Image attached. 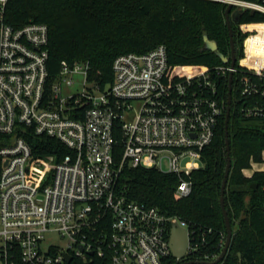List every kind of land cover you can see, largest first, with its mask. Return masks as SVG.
Masks as SVG:
<instances>
[{"label":"built area","instance_id":"2783aa9c","mask_svg":"<svg viewBox=\"0 0 264 264\" xmlns=\"http://www.w3.org/2000/svg\"><path fill=\"white\" fill-rule=\"evenodd\" d=\"M221 1L264 14V0ZM7 4L0 0V264H166L173 221L189 229L187 255L196 250L186 220L128 198L118 179L127 164L155 168L179 176L176 197L192 192L187 176L202 164L226 113L222 80L239 73L242 93L264 98L262 31L240 23L245 38L235 66H207L175 81L162 43L118 55L114 80L104 86L89 79V62L66 60L50 83L49 26L8 24ZM77 72L85 75L83 90L65 95L64 83L73 85ZM246 113L264 115V104ZM30 128L69 149L49 157L46 183L30 168ZM52 232L64 244L49 242Z\"/></svg>","mask_w":264,"mask_h":264},{"label":"trees","instance_id":"16d2710c","mask_svg":"<svg viewBox=\"0 0 264 264\" xmlns=\"http://www.w3.org/2000/svg\"><path fill=\"white\" fill-rule=\"evenodd\" d=\"M257 1V0H252ZM221 0H8L5 21L18 28L29 22L49 26V82L66 60L89 62V79L104 86L114 80L115 58L128 52H146L164 43L168 48V77L182 79L207 66L224 64L220 55L206 47L204 34L215 40L218 49L231 54V40ZM239 22H233L237 58L242 55L245 34L239 24L258 28L264 34V14L241 11L234 6ZM239 73L233 76L230 120L228 124L232 166L225 193L226 208L234 229L228 252L218 264H264V170L252 175L244 169L264 161V115H247L248 108L264 104L260 94H243ZM229 78L222 80L227 103ZM226 113L220 119L213 141L205 147L202 164L187 176L192 192L176 197V173L155 168L126 165L118 179V189L128 198L158 206L167 215L186 220L191 243L197 244L187 257L171 255L166 264L186 260H215L227 239L221 205V189L227 165ZM24 136L33 149V161L58 158L69 152L55 137L37 134L31 128ZM121 160V151H115ZM256 184V185H254ZM208 256V257H207ZM203 264V263H198Z\"/></svg>","mask_w":264,"mask_h":264},{"label":"water","instance_id":"95a60500","mask_svg":"<svg viewBox=\"0 0 264 264\" xmlns=\"http://www.w3.org/2000/svg\"><path fill=\"white\" fill-rule=\"evenodd\" d=\"M234 6L235 5L233 2H229L226 8V11H225L226 21L228 24L230 40H231V55L230 56L225 55L223 52H220L218 49L217 42L211 39L207 33L204 34V40L206 43V47L210 50L216 51L220 55L224 63H228L230 61L233 66H235L237 63L236 43H235L234 33H233V22L235 23L239 22V17L236 15V13L235 12L231 13ZM239 9L241 11L247 10L246 8H239ZM251 12H256V11L252 10ZM232 84H233V74H231L229 78V92H228V101H227L226 119H225L227 165H226L225 175H224L222 189H221V205H222V209H223V213H224L225 221H226L227 239H226L222 252L215 260L213 261L186 260L178 264H198V263L218 264L226 256L231 240H232L234 229L232 227V223H231V220H230L227 208H226V204H225V193H226V188H227V183H228V177H229L231 166H232L231 144H230L229 130H228L231 107L233 103ZM189 244H190L189 229L182 226L178 221H173L172 230H171V247H172L173 255L178 259L185 258V256L188 253Z\"/></svg>","mask_w":264,"mask_h":264},{"label":"rangeland","instance_id":"374dc122","mask_svg":"<svg viewBox=\"0 0 264 264\" xmlns=\"http://www.w3.org/2000/svg\"><path fill=\"white\" fill-rule=\"evenodd\" d=\"M73 79L75 81L73 85H67L66 83H64L63 88L65 95H70L71 93H75L77 91L81 92L83 90L85 75L81 72H77L74 74ZM53 164L54 161L45 156L42 157L41 162L32 161V163H30V168L33 172L34 177L38 179L40 183H46L51 178L53 172ZM48 241L64 244V241L60 238L57 232L50 233L48 235Z\"/></svg>","mask_w":264,"mask_h":264},{"label":"crops","instance_id":"0c3cea01","mask_svg":"<svg viewBox=\"0 0 264 264\" xmlns=\"http://www.w3.org/2000/svg\"><path fill=\"white\" fill-rule=\"evenodd\" d=\"M264 156V152H263ZM255 170H264V161L262 162H253L252 167L250 168H245L244 172L246 175L250 176Z\"/></svg>","mask_w":264,"mask_h":264},{"label":"bare ground","instance_id":"6f19581e","mask_svg":"<svg viewBox=\"0 0 264 264\" xmlns=\"http://www.w3.org/2000/svg\"><path fill=\"white\" fill-rule=\"evenodd\" d=\"M247 26H249V25H247ZM247 26H246V27H247ZM247 28H248V27H247ZM257 29H258V28H257Z\"/></svg>","mask_w":264,"mask_h":264}]
</instances>
